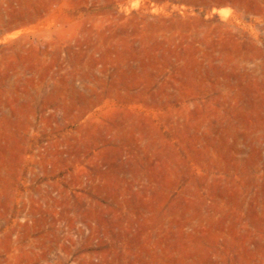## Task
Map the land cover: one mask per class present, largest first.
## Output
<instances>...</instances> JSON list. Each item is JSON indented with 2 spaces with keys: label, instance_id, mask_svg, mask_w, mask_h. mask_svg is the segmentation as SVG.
Instances as JSON below:
<instances>
[{
  "label": "rangeland",
  "instance_id": "1",
  "mask_svg": "<svg viewBox=\"0 0 264 264\" xmlns=\"http://www.w3.org/2000/svg\"><path fill=\"white\" fill-rule=\"evenodd\" d=\"M0 264H264V0H0Z\"/></svg>",
  "mask_w": 264,
  "mask_h": 264
}]
</instances>
